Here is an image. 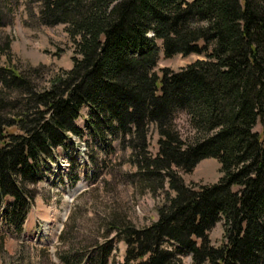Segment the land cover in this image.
Wrapping results in <instances>:
<instances>
[{"label": "trees", "instance_id": "16d2710c", "mask_svg": "<svg viewBox=\"0 0 264 264\" xmlns=\"http://www.w3.org/2000/svg\"><path fill=\"white\" fill-rule=\"evenodd\" d=\"M36 2L41 24L65 26L73 65L47 86L39 84L44 66L0 65L6 224L23 232L33 187L54 151H69L68 133L81 135L76 122L87 108L91 136L122 135L142 178H159L162 190L167 181L174 193L166 192L152 225L115 227L127 247L125 264H184L186 255L192 264H264V0ZM4 19L0 6V27ZM10 50L7 40L3 51ZM160 52L204 59L159 77ZM178 112L189 117L194 137L178 131ZM151 127L159 134L155 156ZM209 158L220 164L219 181L186 184L180 172L192 173ZM70 177L72 185L79 180ZM220 222L224 239L215 246L209 233ZM111 244L97 246L86 263L109 264Z\"/></svg>", "mask_w": 264, "mask_h": 264}, {"label": "rangeland", "instance_id": "374dc122", "mask_svg": "<svg viewBox=\"0 0 264 264\" xmlns=\"http://www.w3.org/2000/svg\"><path fill=\"white\" fill-rule=\"evenodd\" d=\"M0 6L5 18L0 27L1 66H44L42 86L72 68L73 47L65 26L41 24L34 15L36 0H0ZM7 40L11 50L4 52ZM199 59L204 57L168 59L160 52L154 71L161 77L165 69L179 72ZM81 121L76 122L82 129L80 137L72 135L75 138L69 139V151L55 152L42 173L43 180L33 187L36 199L23 232L10 228L0 214V264H87L85 256L106 242L112 243L109 264H125L127 247L115 227L122 223L139 229L152 225L158 220L157 207L166 192L173 196L167 181L162 190L159 178L150 182L142 178L122 135L107 131V141H103L91 136L87 122ZM174 123L184 138L196 135L185 112H178ZM255 130L261 132V126ZM158 139L157 130L151 127L148 142L153 156L158 152ZM180 174L186 184L203 185L215 184L222 176L220 164L213 158L202 160L192 173ZM70 175L78 177L77 185H72ZM209 237L215 246L223 243V222ZM74 254L70 261L65 258ZM183 263L192 264L191 256H184Z\"/></svg>", "mask_w": 264, "mask_h": 264}]
</instances>
